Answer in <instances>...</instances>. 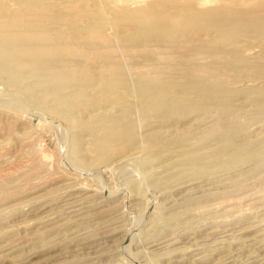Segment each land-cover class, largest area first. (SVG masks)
I'll use <instances>...</instances> for the list:
<instances>
[{
	"label": "rangeland",
	"instance_id": "374dc122",
	"mask_svg": "<svg viewBox=\"0 0 264 264\" xmlns=\"http://www.w3.org/2000/svg\"><path fill=\"white\" fill-rule=\"evenodd\" d=\"M0 264H264V0H0Z\"/></svg>",
	"mask_w": 264,
	"mask_h": 264
},
{
	"label": "bare ground",
	"instance_id": "6f19581e",
	"mask_svg": "<svg viewBox=\"0 0 264 264\" xmlns=\"http://www.w3.org/2000/svg\"><path fill=\"white\" fill-rule=\"evenodd\" d=\"M160 13L163 14V17H165V16H166V17L170 16L169 12L166 13L165 11H162V12H160ZM157 109H159V108H155L156 111H159V110H157ZM144 111H145V112H144V116H148V115H150V114L152 113V111H146L145 109H144ZM117 144H118V143H117ZM114 145H115V144H114ZM147 146H148L149 153H150L151 150H152L151 153H153V152H154V151H153L154 146H153V144H152V141L148 142V143H147ZM177 146H178V145H177ZM157 147H158V146H157ZM157 147H156V148H157ZM126 148H127V147H126ZM144 148H145V147H144ZM164 148H165V147H164ZM171 148H172V147H171ZM139 149H140V148H138V147H136V146H133V147H131V148H128V150H127L126 152L128 153V151H133V150H134V151H136V150H137V151H141V150H142V149H140V150H139ZM145 149H146V148H145ZM145 149H144V150H145ZM124 150H125V148H124ZM154 150H155V149H154ZM160 150L162 151V149H160ZM165 150L169 151V146H167V148H165ZM155 151H156V150H155ZM157 151H158V149H157ZM158 152H159V151H158ZM158 152H157V153H158ZM163 152H165V151L163 150ZM130 153H131V152H130ZM133 153H134V152H133ZM149 153H148V154H149ZM157 153H156V154H157ZM135 154H136V153H135ZM135 154H134V155H135ZM154 154H155V152H154ZM139 155H140V154H139ZM150 155H151V154H150ZM157 155H158V154H157ZM173 163H174V162H173ZM169 164H170V163H169ZM183 164H184V163H183ZM179 165H180V164H179ZM185 165H186V164H184V166H185ZM171 166H172V165H171ZM181 166H182V163H181ZM186 166H187V165H186ZM179 167H180V166H179ZM174 168H177V166H172V167H170V168H169V173H170V170H171V169H174ZM181 169H182V168H181ZM181 169H180V170H181ZM190 169H191V168H190ZM186 170H187V169H186ZM166 171H167V170H166ZM173 171H175V170H173ZM173 171H172V173H173ZM178 171H179V168H178ZM190 171H191V170H190ZM179 172H180V171H179ZM169 173L167 172L166 174H169ZM180 173H181V172H180ZM151 175H152V174H151ZM115 210H117V209L114 208V210H113V208H111L110 210H107V211L105 210V214L100 215V216H103V217H104V216L110 215V214H111L110 212H113V211H115ZM108 213H110V214H108ZM101 218H102V217H101ZM84 219H85V218H84ZM109 222H110V221H109ZM104 224H105V223H104ZM103 227H104V226H103ZM105 227H106V226H105ZM97 229H98V228H97ZM80 239H81V238H80Z\"/></svg>",
	"mask_w": 264,
	"mask_h": 264
}]
</instances>
